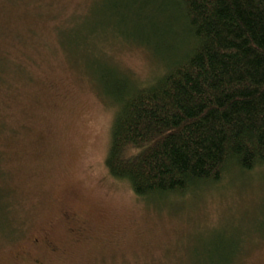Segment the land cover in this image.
<instances>
[{
	"label": "rangeland",
	"instance_id": "374dc122",
	"mask_svg": "<svg viewBox=\"0 0 264 264\" xmlns=\"http://www.w3.org/2000/svg\"><path fill=\"white\" fill-rule=\"evenodd\" d=\"M125 2L0 0V264H264V166L145 199L108 174L114 90L163 66Z\"/></svg>",
	"mask_w": 264,
	"mask_h": 264
},
{
	"label": "trees",
	"instance_id": "16d2710c",
	"mask_svg": "<svg viewBox=\"0 0 264 264\" xmlns=\"http://www.w3.org/2000/svg\"><path fill=\"white\" fill-rule=\"evenodd\" d=\"M122 14L163 66L113 92L110 177L162 198L263 167L264 0H131Z\"/></svg>",
	"mask_w": 264,
	"mask_h": 264
}]
</instances>
